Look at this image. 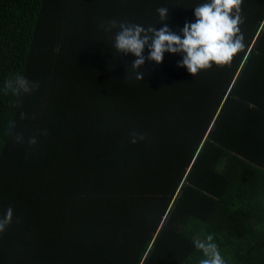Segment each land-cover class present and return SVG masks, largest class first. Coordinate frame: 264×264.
Returning <instances> with one entry per match:
<instances>
[{
    "label": "trees",
    "instance_id": "trees-1",
    "mask_svg": "<svg viewBox=\"0 0 264 264\" xmlns=\"http://www.w3.org/2000/svg\"><path fill=\"white\" fill-rule=\"evenodd\" d=\"M251 1L231 63L192 74L182 53L156 64L147 48L133 69L113 37L121 23L180 34L205 0H0V87L39 85L0 92V264H200L209 234L225 264H264V0Z\"/></svg>",
    "mask_w": 264,
    "mask_h": 264
},
{
    "label": "clouds",
    "instance_id": "clouds-1",
    "mask_svg": "<svg viewBox=\"0 0 264 264\" xmlns=\"http://www.w3.org/2000/svg\"><path fill=\"white\" fill-rule=\"evenodd\" d=\"M240 4L241 0H205L193 8L194 20L185 22L180 34L172 32L166 23L160 28H145L140 24L125 26L121 23L120 30L113 37V47L117 52L131 53L136 57L131 65L133 69H138L144 64L145 48L148 50L147 59L156 64L162 62L165 52L182 53L179 65L192 74L210 67L211 63L227 64L233 55L243 48L241 36L236 35L240 32L239 24L242 23L239 16ZM156 13L159 21L168 19L167 7H158ZM111 23L115 26V21ZM143 76V72H136L137 80L143 79ZM38 86L37 82L30 81L26 76L15 74L4 80L0 92L11 93L18 98L30 94ZM24 115L21 111V119ZM44 134H47L46 130ZM14 141L19 144L24 142V138L18 134ZM28 143L35 144V136L30 137ZM11 217L12 208L8 207L0 216V230L10 222ZM212 240L213 236L209 234L205 240L194 242V246L201 250L205 257L200 260V264H225L218 245L210 242Z\"/></svg>",
    "mask_w": 264,
    "mask_h": 264
},
{
    "label": "crops",
    "instance_id": "crops-1",
    "mask_svg": "<svg viewBox=\"0 0 264 264\" xmlns=\"http://www.w3.org/2000/svg\"><path fill=\"white\" fill-rule=\"evenodd\" d=\"M261 0H252L250 3H251V5L252 6H256V5H258L259 3H262V1L260 2ZM198 3V2H197ZM248 8V2H245L244 4H243V2H242V0H241V4H240V11H239V16H240V18H241V21H242V23L241 24H239V29H240V25H241V27H242V24H243V20H242V13H241V11H243V10H245V9H247ZM243 9V10H242ZM189 13V12H188ZM233 14H235V10H234V12H233ZM257 16H258V14H257V12H255V11H252L250 14H249V18L250 19H252V20H254L255 21V19L257 18ZM236 35H239V36H241V43H243L244 42V40H245V33L244 32H239V33H237ZM240 54H242V51H241V53H239V55ZM234 56V55H233ZM234 57H232V59H233ZM230 63H231V60L229 61ZM242 65V64H241ZM240 65V66H241ZM240 69V68H239ZM251 76L250 75H247V76H245V78H244V83H243V85H242V87H241V91H239L240 93L242 92V94L244 95V96H250V97H252L251 96V94L252 93H254V91L253 90H251V88L252 87H249V86H252V85H258V83L259 82H257V81H255V79L253 78V80L254 81H252L251 79L252 78H250ZM259 91H261L260 93L258 92V96L259 97H257V99H259L260 98V102L259 103H264V92L262 91V90H259ZM239 92H237V96L238 97H243V95L242 96H239ZM251 102H253L252 100H251ZM262 107V106H261ZM244 107H242V108H240V109H243ZM263 108V107H262ZM235 110H236V112H237V106H235ZM254 111H256V109H253V111L252 112H248V111H244V113L245 114H252ZM263 113H264V111H263ZM264 115V114H263Z\"/></svg>",
    "mask_w": 264,
    "mask_h": 264
},
{
    "label": "bare ground",
    "instance_id": "bare-ground-1",
    "mask_svg": "<svg viewBox=\"0 0 264 264\" xmlns=\"http://www.w3.org/2000/svg\"><path fill=\"white\" fill-rule=\"evenodd\" d=\"M206 97V96H205ZM214 107V106H213ZM201 132H202V130H201Z\"/></svg>",
    "mask_w": 264,
    "mask_h": 264
}]
</instances>
